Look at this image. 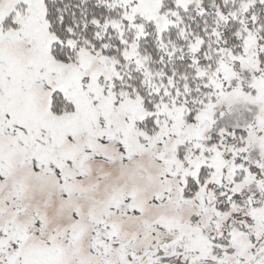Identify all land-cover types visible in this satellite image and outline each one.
Segmentation results:
<instances>
[{"label": "snow or ice", "instance_id": "obj_1", "mask_svg": "<svg viewBox=\"0 0 264 264\" xmlns=\"http://www.w3.org/2000/svg\"><path fill=\"white\" fill-rule=\"evenodd\" d=\"M0 264H264V0H0Z\"/></svg>", "mask_w": 264, "mask_h": 264}]
</instances>
